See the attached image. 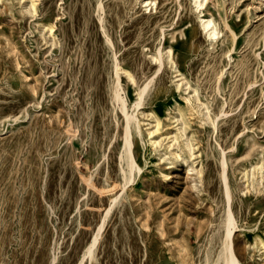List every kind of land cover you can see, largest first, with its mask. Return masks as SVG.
Here are the masks:
<instances>
[{"label": "rangeland", "instance_id": "obj_1", "mask_svg": "<svg viewBox=\"0 0 264 264\" xmlns=\"http://www.w3.org/2000/svg\"><path fill=\"white\" fill-rule=\"evenodd\" d=\"M228 210L264 264V0H0V264H216Z\"/></svg>", "mask_w": 264, "mask_h": 264}, {"label": "bare ground", "instance_id": "obj_2", "mask_svg": "<svg viewBox=\"0 0 264 264\" xmlns=\"http://www.w3.org/2000/svg\"><path fill=\"white\" fill-rule=\"evenodd\" d=\"M195 4L197 6H200L203 4V0H194ZM202 26L204 27V29L207 30V35L212 38L214 37L216 34H217V29L215 27V25L213 24V21H212V18L211 17H208L206 19H202ZM122 68L119 67L118 65H116V91H115V98L119 101H121L122 103V106H123V111L126 115V120H127V123L129 121V115L125 112V101L124 99L122 98V96L119 95V92L117 87L119 86V71L121 70ZM147 86V84L140 90L139 92V96H141V94L143 93V91L145 90V87ZM140 103L139 101L136 102V105L135 106H138ZM127 126V125H126ZM129 129V128H128ZM131 134V133H130ZM130 140L128 139V137L125 138V143H124V147L125 149L129 148L130 147ZM129 152V151H128ZM130 154V152H129ZM124 156V155H123ZM131 156V155H130ZM128 165L130 166V168H133L135 164L134 160L133 159H129V162H128ZM136 168L139 170L140 167L138 165H136ZM227 192V191H226ZM116 197V196H115ZM115 200V199H114ZM109 211V208L106 210V214L108 213ZM106 218V217H105ZM105 222V219L103 218L102 219V222L99 224L98 228H96V232H94V235L92 236L89 244L86 246V248L84 249V252H83V258L88 255L90 256L91 255V252H92V249L93 247L95 246L97 240H98V237L100 235V230L102 229V227L104 226ZM225 225H226V230H227V235L226 237L224 238V242H223V248L218 256V259H217V263L216 264H219V260L221 261V264H238V261L236 259V257L234 256V252H232L231 248H230V240H229V236H228V233L231 231V228L234 227V222H233V218H232V215H231V212L230 210H228L227 212V216H226V221H225ZM81 263V261L79 262V264Z\"/></svg>", "mask_w": 264, "mask_h": 264}]
</instances>
